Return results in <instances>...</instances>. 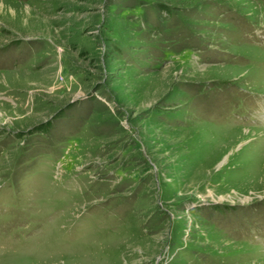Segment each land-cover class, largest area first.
<instances>
[{
	"label": "rangeland",
	"instance_id": "1",
	"mask_svg": "<svg viewBox=\"0 0 264 264\" xmlns=\"http://www.w3.org/2000/svg\"><path fill=\"white\" fill-rule=\"evenodd\" d=\"M15 263L264 264V0H0Z\"/></svg>",
	"mask_w": 264,
	"mask_h": 264
},
{
	"label": "bare ground",
	"instance_id": "2",
	"mask_svg": "<svg viewBox=\"0 0 264 264\" xmlns=\"http://www.w3.org/2000/svg\"><path fill=\"white\" fill-rule=\"evenodd\" d=\"M20 261V260H19ZM20 263V262H19ZM16 264V263H15Z\"/></svg>",
	"mask_w": 264,
	"mask_h": 264
}]
</instances>
